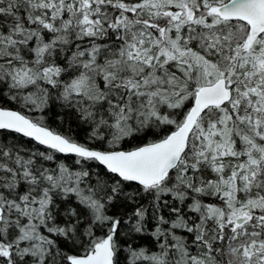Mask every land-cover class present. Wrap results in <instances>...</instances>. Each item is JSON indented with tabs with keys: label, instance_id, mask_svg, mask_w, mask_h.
<instances>
[{
	"label": "snow or ice",
	"instance_id": "snow-or-ice-1",
	"mask_svg": "<svg viewBox=\"0 0 264 264\" xmlns=\"http://www.w3.org/2000/svg\"><path fill=\"white\" fill-rule=\"evenodd\" d=\"M0 264H264V0H0Z\"/></svg>",
	"mask_w": 264,
	"mask_h": 264
}]
</instances>
